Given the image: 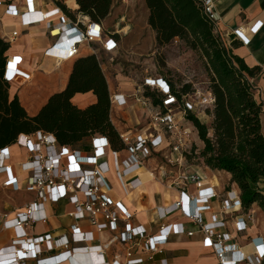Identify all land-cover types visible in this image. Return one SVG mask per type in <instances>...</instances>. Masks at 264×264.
I'll return each mask as SVG.
<instances>
[{
	"label": "built area",
	"instance_id": "1",
	"mask_svg": "<svg viewBox=\"0 0 264 264\" xmlns=\"http://www.w3.org/2000/svg\"><path fill=\"white\" fill-rule=\"evenodd\" d=\"M204 14L215 25L218 31L220 16L216 11L218 0H199ZM5 13L20 19L23 28L45 24L55 42L45 52V56L56 61L74 59L79 48L83 45L98 42L108 53L117 51L118 43L107 32L102 23L92 22L86 17L78 16L76 20L63 14L60 25L54 27L50 22V15L36 9L33 0H27V9L20 10L15 5L5 6ZM237 39L244 45L249 44L242 29L234 32ZM19 37L18 32H13L7 38L9 44ZM6 41V42H7ZM22 60L18 57L8 56L5 80L10 85L17 78L28 79L29 76L21 71L19 66ZM149 89L162 96V105L154 106L152 101L144 97ZM214 97L209 89L205 94L196 92L187 94L179 100L173 93L171 84L163 77H147L138 89L130 95L112 94L111 112L114 108L124 109L137 105L148 112V126L146 131L130 130L119 132L120 140L124 145L121 151L112 149L106 136L96 135L92 138V151L82 152L69 146L60 145L52 134L38 132L34 135L22 134L14 145L26 148L29 152L27 162L11 164V147L0 151V176H6L4 187H20L19 181L24 173L28 174L25 189L28 193L35 194L36 200L30 204L26 212L14 220H9L7 215L0 213V224L7 230L15 231L12 250L0 254V264H26L29 259H37L44 251L30 250L32 245L39 247L47 244V253L59 251V254L38 260V264H64L73 262L77 253L89 255H102L105 248L100 245L89 246L95 242L93 232H82L78 225L72 227L71 238L63 237L55 240L51 235L28 239L29 235L24 227L37 222H45L47 204H57L70 199L67 207L68 215L77 221L86 220L90 226L99 225L102 217L111 232L119 231V222H124L123 231L118 233L112 242L119 241L128 245L126 262L124 264H143L144 257H137L136 249H141L148 260L154 261L157 255L165 253V245L172 236L186 235L193 237L194 232H189L184 223H168L170 216L180 212L182 217L194 223L204 235V244L214 249L220 264H262L264 259V238L251 241L255 253L248 255L242 250H237L236 245L227 244L232 240L230 233L221 232L227 226L222 216L244 212L239 189H231L225 193L207 188V177L198 171L189 172L186 154L193 149L192 131L184 126L189 114H205V110L212 109ZM111 156V166L108 158ZM161 158L166 167L182 169L177 185H194L198 194L190 196L181 192L179 200L169 207L157 208L158 219L162 223L156 234H149L143 226L134 227L131 224L133 215L121 202H116L110 196L112 186L106 175L110 169L125 192H129L138 182L139 170H147L157 166L154 171L166 168L159 164ZM111 167V168H110ZM155 180L157 177L154 178ZM164 182V179H160ZM140 185V184H139ZM138 187V185H137ZM174 187V185H173ZM218 201L220 212L213 214L211 222L206 223L204 213L213 211V202ZM39 213V216L37 215ZM254 216L235 217V226L238 232L247 231V222L252 223ZM257 241L259 243H257ZM37 244H35V243ZM72 244L82 245L76 248ZM90 264V263H89ZM91 264H95L94 262ZM123 264L119 260L113 263ZM160 264H168L166 259Z\"/></svg>",
	"mask_w": 264,
	"mask_h": 264
},
{
	"label": "crops",
	"instance_id": "2",
	"mask_svg": "<svg viewBox=\"0 0 264 264\" xmlns=\"http://www.w3.org/2000/svg\"><path fill=\"white\" fill-rule=\"evenodd\" d=\"M33 1L37 10L50 15V22L54 27L60 25V17L65 14L60 4L65 5L77 17L80 16L77 14L78 5L76 0ZM11 4L25 11L27 0H0V38L7 41V38H10L13 32L19 33V37L10 44L11 48L8 55L22 60L19 68L29 78L19 77L11 83L10 96L11 98L18 96L20 103L30 117L36 116L52 95L66 89L74 64L80 58L91 55L98 58L108 84L110 96L112 94L130 95L138 89L145 78L154 77L148 69H145L142 81L131 83L125 81L130 79L124 77L120 72L122 60L125 59L130 63L139 64L143 60L142 58L151 56L150 52H154L156 49V32L148 24L149 9L146 0H115L109 16L101 22L107 32L118 43L117 51L112 54L108 53L100 43L94 42L81 46L74 59L60 62L45 56L47 49L56 40L50 35L46 25L40 24L23 28L19 18L5 13V6ZM216 11L220 16L218 32L227 46L231 47V45L237 44L238 47L233 49L234 54L243 58L249 67H259L261 69L260 74L251 79V83L254 86L257 101L264 104V0H218ZM88 20L89 18L86 17L85 21ZM240 28L249 40L248 45H244L234 35V32ZM175 40L177 42L179 39ZM145 63L143 64L144 67L148 65ZM116 80L120 81L118 87L114 85ZM96 102L97 98L93 93L77 94L73 99V103L82 109ZM143 112L136 104L131 108H114L111 112L112 123L118 132L146 131L145 126H139L141 113ZM205 118L211 121L207 114H205ZM262 126L264 132V108ZM91 140L92 138L87 139L77 150L90 153L92 151ZM11 154V164H22L27 162L29 158L28 150L18 145L11 147ZM158 161L161 166L166 167L161 158H158ZM108 162L111 166V156L108 158ZM156 166L154 164L150 169L139 172L138 182L134 184L129 193L123 191L113 170L110 169L106 175L112 186V192L110 193L112 199L121 202L133 215L131 224L134 227L143 226L149 234H156L162 224L158 219L157 208L172 206L179 200L181 192H186L190 196L198 194L194 185L184 186L175 183L178 182L183 172L180 171L182 169L176 168L173 171L170 170V172H166L164 169L155 172L154 168ZM189 172H192V170H189ZM201 173L207 177L205 183L207 188H212L220 193H225L231 189L238 190L236 184H231L232 176L227 172L213 171L206 168ZM27 177L28 174L24 173L19 181L20 187L7 188L3 186L6 176H0V213L7 215L9 220H14L18 215L25 213L27 207L36 200L35 194L28 193L25 189ZM155 177H157L156 180ZM160 179H165L166 182H162ZM70 202V199H66L57 204H47L45 207L47 220L24 227L29 235L28 239L36 240V238L47 235H51L55 240L63 237L71 238L72 227L78 225L82 232L94 233L95 242L90 243L89 246H103L105 252L102 255L89 256L79 252L74 256L73 262L64 264H91L93 262L102 264L104 262L113 263L115 260H119L124 264L128 245L119 241L112 242V239L123 231L124 222H119L118 232H111L108 223L102 217L99 225L92 227L86 220L77 221L68 215L67 207ZM219 212V202L214 201L213 211L204 213L205 222L210 223L212 215ZM247 213L254 217L258 215L264 217V213L255 204L248 212L242 211L222 216L227 221V226L221 232L232 235V240L227 244L236 245L237 250L253 255L256 249L251 241L256 238H264V227L259 226L258 221L247 222V231L238 232L235 226V217H246ZM37 215L39 216V213ZM167 222L184 223L187 230L195 234L193 237L186 235L172 236L164 247L165 253L157 255L154 261L148 260L147 255L141 249H136L137 257L145 258L143 264H160V261L164 259L168 261V264H220L214 249L204 244V235L194 223L185 220L180 212L170 216ZM14 238L15 231L7 230L3 224H0V254L12 250ZM257 243L259 242L257 241ZM78 246L82 245L72 244L73 248ZM38 248L44 251L43 255L38 256L37 259H29L26 264H38L40 259L59 254V251L47 253L45 251L48 248L47 244H41L39 247L33 244L30 250L34 252Z\"/></svg>",
	"mask_w": 264,
	"mask_h": 264
},
{
	"label": "trees",
	"instance_id": "3",
	"mask_svg": "<svg viewBox=\"0 0 264 264\" xmlns=\"http://www.w3.org/2000/svg\"><path fill=\"white\" fill-rule=\"evenodd\" d=\"M115 0H76L77 14L101 23L110 14ZM149 26L156 32V47L162 48L175 39L200 53L209 76V91L214 105L208 110L211 128L189 114L188 119L198 131L204 148L200 158L213 171L231 174L244 212L257 204L264 213V104L257 101L251 79L260 74L259 67H249L234 54L237 44L227 46L215 25L204 14L199 0H146ZM64 13L73 14L63 4ZM11 45L0 38V151L17 142L20 135L38 132L52 134L62 146H78L93 136H106L115 151L124 149L111 119V96L101 63L95 55L78 59L66 89L50 97L40 112L30 117L18 96L11 98V85L5 80ZM173 93L182 100L193 92L185 85L177 90L169 79ZM93 93L95 104L79 108L73 103L77 94ZM144 97L154 106L162 105L161 95L147 89ZM194 147L186 154L190 162ZM264 264V259L262 261Z\"/></svg>",
	"mask_w": 264,
	"mask_h": 264
},
{
	"label": "rangeland",
	"instance_id": "4",
	"mask_svg": "<svg viewBox=\"0 0 264 264\" xmlns=\"http://www.w3.org/2000/svg\"><path fill=\"white\" fill-rule=\"evenodd\" d=\"M150 54L152 55L142 58L143 60L139 64L130 63L125 59L122 60L120 72L124 77H128L130 79L125 81H130L131 83H140L142 81L141 79L144 75L145 69H148L154 77L160 76L165 79H169L172 84L175 85L177 90L182 89L185 85H189L193 90V92L190 94H194L196 92L205 94L207 88L209 89L210 80L206 70L205 61L202 59L200 53L191 50L184 41L178 40L176 42V40H174L169 45H166L162 48L156 47L155 51L150 52ZM144 63L148 65L144 67ZM119 82L120 81L116 80V83H114L115 87L119 86ZM121 87L124 88L123 86ZM208 110L210 109L205 110V114H207L211 118L210 114L207 113ZM142 111L144 112L141 113L139 126H148V112L147 110L143 109ZM205 114L202 113L200 115H197V117L208 128H211L212 118L211 121H208L205 118ZM182 123L192 131V140L194 147V155L190 162L187 160V166L189 167V170L203 172L207 168L205 166L204 160L200 158V153L204 148V144L200 139H198V131L188 118L187 120H183ZM81 146L82 144L79 145L78 148ZM165 168L166 172H170L171 168ZM223 178L225 179L226 177ZM164 182H166L165 179ZM125 195L126 194L124 193V196ZM254 221H258L259 226L264 227V217H262L261 215H258L257 217L255 216Z\"/></svg>",
	"mask_w": 264,
	"mask_h": 264
},
{
	"label": "bare ground",
	"instance_id": "5",
	"mask_svg": "<svg viewBox=\"0 0 264 264\" xmlns=\"http://www.w3.org/2000/svg\"><path fill=\"white\" fill-rule=\"evenodd\" d=\"M141 171H143V169L142 170H139V172H141ZM124 191V190H123ZM125 192V191H124ZM125 193H129V192H125Z\"/></svg>",
	"mask_w": 264,
	"mask_h": 264
}]
</instances>
